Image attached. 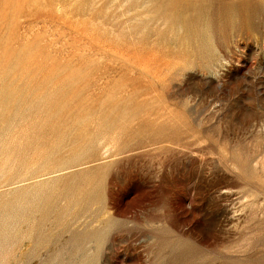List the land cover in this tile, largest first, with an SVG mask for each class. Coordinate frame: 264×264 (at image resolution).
I'll list each match as a JSON object with an SVG mask.
<instances>
[{"label":"rangeland","instance_id":"374dc122","mask_svg":"<svg viewBox=\"0 0 264 264\" xmlns=\"http://www.w3.org/2000/svg\"><path fill=\"white\" fill-rule=\"evenodd\" d=\"M0 264H264V0H0Z\"/></svg>","mask_w":264,"mask_h":264}]
</instances>
